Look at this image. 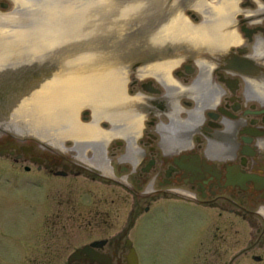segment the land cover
Segmentation results:
<instances>
[{
  "label": "water",
  "instance_id": "1",
  "mask_svg": "<svg viewBox=\"0 0 264 264\" xmlns=\"http://www.w3.org/2000/svg\"><path fill=\"white\" fill-rule=\"evenodd\" d=\"M0 139L264 217V0H0Z\"/></svg>",
  "mask_w": 264,
  "mask_h": 264
},
{
  "label": "flooded vegetation",
  "instance_id": "2",
  "mask_svg": "<svg viewBox=\"0 0 264 264\" xmlns=\"http://www.w3.org/2000/svg\"><path fill=\"white\" fill-rule=\"evenodd\" d=\"M0 151L1 155L10 156L13 172L23 170V178H28L26 182H30L31 188H39L34 187L36 197L29 196L31 202L38 199L31 209L36 217L29 223L26 234L16 240L26 247L21 262L16 264H53L58 259L62 264H130L132 256L136 264H147V258H156L161 253L137 247L130 230L141 222H152L156 227L182 213L189 225V236L180 240L182 250L174 254L182 260L181 264H264V217L227 197L198 202L167 191L138 195L121 182L75 165L28 140L1 139ZM52 178L66 181L58 184ZM96 181L106 189L105 198H96L90 189H76ZM45 183L48 186L42 190ZM50 183L59 188L53 191ZM111 192L117 197L116 202L130 199L125 227L112 231L114 223L106 219L110 213L107 210H97L105 215L104 220L70 221L78 209H100L101 205L96 203L102 199L111 203ZM118 210L122 212L121 208ZM75 223L77 229H89L86 234L93 236L101 226L105 227L98 237L83 238L74 232ZM141 239L143 243L151 242L146 233Z\"/></svg>",
  "mask_w": 264,
  "mask_h": 264
},
{
  "label": "rangeland",
  "instance_id": "3",
  "mask_svg": "<svg viewBox=\"0 0 264 264\" xmlns=\"http://www.w3.org/2000/svg\"><path fill=\"white\" fill-rule=\"evenodd\" d=\"M10 164L11 159L8 154L0 155V264H16L17 262H21L20 258L23 252H25L26 247L21 241L18 242L16 240L20 236L26 234L24 232L28 228L29 223L33 222L35 219L36 213H32L31 209L34 206V203L38 200L35 199L31 202L29 198V196L32 198L37 196V193L34 191V187L36 186L31 188L32 186H30V182H26L28 178H23V170H21V172H13L10 169ZM79 179L85 180L83 177H80ZM52 181L61 184L64 183L66 179L52 178ZM47 186L48 184L45 183L42 190L47 188ZM50 187L53 191L59 188L56 187L54 183H50ZM82 188L90 189V191L95 192L96 198H105L104 195L106 189L99 185L97 181L76 189L81 190ZM35 189L38 190L39 188L36 187ZM110 194L111 199L112 201L114 200V202L111 201V203H109L102 199L100 203H96L101 205L100 209L92 208L91 211H88L86 208L78 209L73 213L74 216L70 221L75 220L80 223L89 218H91V220H104L105 215L102 214V212L98 213V211L107 210L110 213L109 216H106V219L114 223V225L111 226L112 231L120 230L122 227H125V211L130 207V199L128 198V200L126 199L127 201L125 200L123 202H121L122 200H118L119 202H116L115 198L117 197L115 194L113 192ZM29 204H31V207L28 206ZM53 204L55 203L53 202ZM118 208H121V213H119ZM185 217L184 213L179 216H172L170 222L159 224L156 227L152 226V222L150 224L141 222L130 230L129 233H133L131 236L134 237L137 247L146 251L148 249H153L158 253H161V255L156 258L151 256L147 258V264H181L180 262L182 260H179L174 254L179 253L182 250V248H180L181 245L179 244L180 240L189 236V225L186 224ZM103 227L101 226L93 236V234H86L85 231H88L89 229H86L85 231L83 229H77V224L75 223L74 232H79V237L83 238L87 235L88 237H98L99 234L103 232ZM143 233H146L147 237L149 236L151 242L145 241L146 243H143L141 239ZM155 238H158V240ZM53 264H62V260L58 259L53 262Z\"/></svg>",
  "mask_w": 264,
  "mask_h": 264
}]
</instances>
